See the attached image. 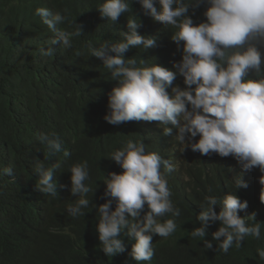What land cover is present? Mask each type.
<instances>
[{"label":"clouds","instance_id":"obj_1","mask_svg":"<svg viewBox=\"0 0 264 264\" xmlns=\"http://www.w3.org/2000/svg\"><path fill=\"white\" fill-rule=\"evenodd\" d=\"M97 9L125 23L118 41L89 45L118 81L89 112L112 126L70 127L66 145L52 133L22 136L12 155L3 147L4 173L25 177L22 199L35 205L4 234L7 263L43 261L51 248L54 264H264V0H102ZM132 9L171 28L177 47L165 59L139 56L159 43ZM36 15L54 34L42 56L71 47L58 28L64 14ZM83 130L88 139L71 137Z\"/></svg>","mask_w":264,"mask_h":264},{"label":"trees","instance_id":"obj_2","mask_svg":"<svg viewBox=\"0 0 264 264\" xmlns=\"http://www.w3.org/2000/svg\"><path fill=\"white\" fill-rule=\"evenodd\" d=\"M102 0H0V264H8L5 255V232L18 228L25 219L23 213H35V205L23 200L26 180L12 170L6 161L4 146L10 155L19 139L55 133L62 145H66L67 129L98 121L102 133L112 126L101 115L89 112L108 98V92L118 84L102 61L91 55L92 47L104 41L116 42L125 29V23L112 22L102 17L97 9ZM44 7L52 12L60 11L66 20L58 28L70 34L71 47L55 46L52 57L41 55L53 33L36 15V9ZM207 5L196 10L201 17ZM135 17L144 28L155 33L159 47L140 51L139 56H157L165 59L168 51L177 45L169 38L171 28L151 23L141 13ZM78 25L82 33H78ZM113 82V83H112ZM91 136L90 133L71 134L77 142ZM197 136L195 139H198ZM116 137H107L105 142L115 143ZM214 169L221 166L216 158H208ZM12 169V168H11ZM12 247H18L10 245ZM43 261L33 253L24 258L26 264H54L56 254L46 250ZM250 258H255L249 254ZM242 264H258L249 259Z\"/></svg>","mask_w":264,"mask_h":264}]
</instances>
